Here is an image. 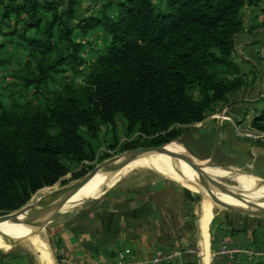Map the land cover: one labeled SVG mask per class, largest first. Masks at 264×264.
<instances>
[{
  "label": "trees",
  "instance_id": "obj_1",
  "mask_svg": "<svg viewBox=\"0 0 264 264\" xmlns=\"http://www.w3.org/2000/svg\"><path fill=\"white\" fill-rule=\"evenodd\" d=\"M80 1L0 0V50L15 45L35 59L12 73L18 97L47 95L32 103L0 94V214L55 184L68 172L66 162L93 161L102 125L125 123L135 138L124 150L162 146L246 84L233 58L235 37L242 9L263 0H98L85 16ZM76 30L83 40L104 35L84 81L61 83L62 74L86 65ZM262 100L250 126L264 133Z\"/></svg>",
  "mask_w": 264,
  "mask_h": 264
},
{
  "label": "rangeland",
  "instance_id": "obj_2",
  "mask_svg": "<svg viewBox=\"0 0 264 264\" xmlns=\"http://www.w3.org/2000/svg\"><path fill=\"white\" fill-rule=\"evenodd\" d=\"M59 1L62 5L65 4V0ZM97 4L98 0H81L78 12L80 15L85 16L89 12L95 11L98 7ZM259 8L260 6L253 9L259 10ZM245 17V8H243L242 18L245 19ZM103 35L104 32L99 30L90 36L88 40H83L80 38L78 30L75 31V39L84 43L81 55L86 60V65L82 67L80 72L62 74L60 76L61 83L73 81L80 84L84 81L89 69L88 64L93 58V48L102 42ZM1 40L2 38L0 37ZM263 46L264 43L258 47L261 57H264V52L261 53L260 50ZM0 58L3 60V64L0 65V94L6 102L10 100L11 96L20 102L30 99L32 103L44 100L47 97V95L43 94L36 98L33 95V90H30L25 95V98L18 97L16 91L19 89V82L12 76V73L22 68L27 62L33 66L35 59L29 56L27 51L15 45L6 44L0 50ZM61 83L58 82L52 85L50 89H59ZM224 105L221 103L216 104L202 122L185 126L184 132L179 139L168 143V145L174 146L175 151L196 162L202 170L208 167L224 173L225 176H211L208 174V178L213 181L221 183L228 188H239L240 182H251L261 187L264 192V135L255 134V137L259 136L258 139L263 145L257 150H252L253 153H248L244 148L248 146V141L245 139L239 140L238 137H245L246 129L249 130L251 128L250 118L253 113L245 118H238V121L234 120V125L230 128L228 125V128H225L224 123L227 121V117H225L227 116V111L223 108ZM134 138L135 135H126L125 123L122 120L116 121L114 130L108 125H102L97 140L93 143L96 147L95 159L91 162L84 161L82 163L66 162L68 172L52 186L43 187L36 191L24 205V208L32 204L36 196L47 194L54 190H61L63 189L62 187L79 180L101 161L126 151L123 146ZM111 145H114V147H110ZM162 156L161 159L150 161L151 163L136 164V166L121 173V176L119 175L117 178L99 185L83 197L75 199V201H70L55 212L50 220L42 225V228L39 227L40 229L37 228L31 232H37L41 243L45 246V250L49 256L50 253L47 248L51 250L57 264H75L78 261L76 256L72 254L74 250L69 247L70 245L68 246V243L66 244V241L71 243L78 242V234L80 233L86 235L84 236L86 240H90L91 226L88 222H84L86 220L83 219L88 213L94 212L97 215L107 213L106 217L110 218L112 217L111 213H113L110 212L112 209L115 211L118 206L126 207L127 200H131L132 197L141 199L140 201H146L149 198L156 199L158 196L166 195L168 200L175 202L174 205H178L181 212H179L175 221L177 228L173 229L174 227L171 225V229L167 224L165 232L168 238L171 236L173 238L174 234L178 235L181 232L180 235L185 240L179 246L167 248L164 256L177 251L179 253L170 257V260L172 259L176 264L193 262L202 264L203 249L199 245L198 238L200 235L202 202L205 193L204 191L189 190L180 180L179 174L181 171L176 166V163L170 161L168 155L163 154ZM235 178L240 179V181ZM185 190L191 193V198L186 197ZM215 197L212 198L213 201L207 214L209 222V212L212 207L210 223L208 225L207 222L206 225L209 226V240L211 242L210 250L208 251V254L210 253L209 264H234L239 261L264 260V216L248 214L246 210L226 206L225 204H228L248 209V207L240 206L227 200L221 201V199ZM71 228H75L73 232L76 239L72 236L68 240L69 238H66L65 232L70 231ZM32 236L34 235L28 237L12 236L10 239H0V255L12 256L17 254L21 256L30 255V253L36 255L39 252L41 256V250H36L34 246L30 245ZM191 236L195 240H188ZM88 249L89 251H86V254L91 260L89 264L133 263L126 257V254L130 252L125 246L122 248L121 256L114 261L101 259L98 254L92 255V244L88 246ZM232 249H239L240 252H232ZM219 252L223 253L219 254ZM46 258H43V260L48 259ZM83 258L86 259V256Z\"/></svg>",
  "mask_w": 264,
  "mask_h": 264
},
{
  "label": "crops",
  "instance_id": "obj_3",
  "mask_svg": "<svg viewBox=\"0 0 264 264\" xmlns=\"http://www.w3.org/2000/svg\"><path fill=\"white\" fill-rule=\"evenodd\" d=\"M246 17L243 19V29L235 37L233 50L234 61L243 75L246 84L239 90L229 95V102L224 105L227 111V121L225 128L234 125V120L242 117L245 118L253 113L258 108L264 97V57L259 55V45L264 43V0L260 4L259 10L246 7ZM262 97V98H261ZM245 137H238L239 140L245 139L248 141V146L244 147L248 153H253L252 150H257L263 143L256 135L264 133L257 132L250 128L246 129ZM132 197L127 200L126 207L118 206L113 212L112 217H106L107 213H88L83 219L91 226L90 240H86L84 234H78L76 243H68L74 251L77 261L75 264H89L88 246L92 244V255H99L101 259L117 260L122 253V248L125 246L129 249V254L126 257L132 261V264H158V263H174L170 257L176 255L177 251L164 256L167 248L179 246L185 238L179 234H174V237H169L165 232L167 224L172 229H176L175 221L179 214L180 208L174 205L175 202L168 200L165 196H158L156 199L142 200ZM176 204H178L176 202ZM212 208V207H211ZM210 208V219L211 211ZM202 217V216H201ZM210 219L208 225L210 223ZM174 224V225H173ZM172 225V226H171ZM162 229V230H160ZM74 229L65 232L66 238L73 236L75 238ZM85 230V229H84ZM89 232V233H90ZM207 239L203 237L201 222L199 245L203 249L202 264L206 257V251L210 249L211 242L209 240V226H207ZM87 234V233H85ZM76 239V238H75ZM188 240H195L193 236ZM231 241V239H230ZM252 241V240H251ZM95 242V243H92ZM255 242V241H252ZM251 244V242H250ZM249 245V242H248ZM50 258L47 261L42 260L40 253H30V255H0V264H57L56 260L48 248ZM202 251V250H201ZM240 252L239 249H232V252ZM223 253V252H219ZM210 254V253H209ZM209 254L207 261L209 264ZM86 256V259L83 257ZM96 259V258H95ZM157 260L155 262L154 260ZM72 264V263H71Z\"/></svg>",
  "mask_w": 264,
  "mask_h": 264
},
{
  "label": "bare ground",
  "instance_id": "obj_4",
  "mask_svg": "<svg viewBox=\"0 0 264 264\" xmlns=\"http://www.w3.org/2000/svg\"><path fill=\"white\" fill-rule=\"evenodd\" d=\"M164 148L171 153L183 155L179 153L178 151H175V147L172 145L165 144ZM163 154L164 153L162 152H156L154 150L138 152V153H135L133 155H130L122 159L121 161L117 162L116 164H114L113 166L109 168L99 169L74 195H72L65 202V204L73 200L75 201V199L83 197L85 194L95 189L99 185H102L103 183H107L117 178L119 175L121 176V173H124V171L129 170L133 166H136V164L142 165L150 161L152 162V160L154 159H161V157H163L162 156ZM168 156L170 157L168 159L170 161H174L178 169L181 171L179 174V177L182 183L189 190L204 191L205 193L204 200L202 202V217H201V229H202V233H203L202 235L204 238L207 239V232H206L207 226L206 225L208 222V216H207L208 210L211 205V202L213 201L212 198L215 196L218 197V199H221V201L227 200V201H231L240 206L248 207L250 205L252 208L264 210V192L262 191L261 187L257 186L256 184H253L251 182H240L239 188L229 187L230 191L235 193L232 195L220 193L214 188H211L210 190H206L197 183L198 175L195 172H193L181 159L170 156V155ZM204 171L211 176H218V175L225 176L224 173H222L221 171L214 170L208 167H205ZM235 179L240 181V179L238 178H235ZM206 180H208V178L203 177L202 181L204 183ZM66 188L67 186L58 191L54 190L52 192H48L47 194H40L36 196L35 201L32 204H29L28 206H26V208L18 212H12L10 215L14 218V220L6 219L4 221H0V239H6V238L10 239V237L12 236H21V237L27 236L28 237V236L34 235L31 237L30 245H32V247L34 246L36 250H41L40 252L42 253V255L40 257L42 260L43 258H46V257L50 258L48 252L45 250V246L41 243L40 241L41 239L38 236L37 232H34V233L31 232L39 227L41 228L44 223L39 222V221L38 222H28L27 216H29L32 213L34 214L35 213H45L49 211L56 203L62 200L64 193L66 191ZM238 191L242 192V196L244 197L245 200L237 199ZM225 205L232 207V208L246 210V209L235 207V206L228 205V204H225ZM206 253L207 254H206V257L204 258L205 260L203 264H208V261H207L208 252L206 251Z\"/></svg>",
  "mask_w": 264,
  "mask_h": 264
},
{
  "label": "water",
  "instance_id": "obj_5",
  "mask_svg": "<svg viewBox=\"0 0 264 264\" xmlns=\"http://www.w3.org/2000/svg\"><path fill=\"white\" fill-rule=\"evenodd\" d=\"M148 150H154L156 152H162L166 155H170V156L181 159L193 172H195L198 175V182L197 183L201 187H203L204 189L210 190L211 188H214L223 194H228V195L235 194L232 191H230V189L228 187H226L225 185L209 179L208 174L204 170H202L196 162H194L193 160H191L190 158H188L184 155L171 153V152L167 151L163 145L162 146H156V147H137V148L126 150L124 152H121L118 155L112 156L106 160L101 161L98 165L91 168L79 180L67 185V188H66V191L64 193L62 200L59 201L58 203H56L49 211H47L45 213H35V214L32 213L29 216H27L28 217L27 221L28 222H38L39 221V222L46 223L48 220H50V218L54 215V213L57 212L58 210H60L63 207V205L65 204V202L72 195H74L99 169L109 168V167L113 166L114 164H116L117 162L121 161L122 159H124L130 155H133V154L138 153V152L148 151ZM203 177L208 178V180H206L205 183L202 181ZM62 188H64V187H62ZM237 193H238L237 194L238 200H245L244 197L242 196L241 191H238ZM24 207L25 206L23 205L22 207L14 210V211L2 214L0 221H4L6 219L14 220V218L10 214L12 212H18ZM246 212L248 214H252V215L264 216V210L254 209L250 205L248 206V209H246Z\"/></svg>",
  "mask_w": 264,
  "mask_h": 264
},
{
  "label": "built area",
  "instance_id": "obj_6",
  "mask_svg": "<svg viewBox=\"0 0 264 264\" xmlns=\"http://www.w3.org/2000/svg\"><path fill=\"white\" fill-rule=\"evenodd\" d=\"M260 50H261V53H262V52H264V46H263V47H261V49H260ZM157 260H158V259H156V260H154V261H155V262H157Z\"/></svg>",
  "mask_w": 264,
  "mask_h": 264
}]
</instances>
